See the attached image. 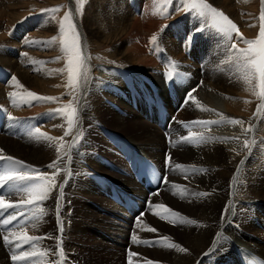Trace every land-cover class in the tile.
<instances>
[{
    "label": "rangeland",
    "instance_id": "374dc122",
    "mask_svg": "<svg viewBox=\"0 0 264 264\" xmlns=\"http://www.w3.org/2000/svg\"><path fill=\"white\" fill-rule=\"evenodd\" d=\"M151 1L152 2L150 3L149 8L145 7V4L147 2L144 1L143 2L144 5L142 4L141 8L139 9L137 7L136 0H84L82 15H76L75 14L76 0H0V55L5 56V53H6L8 60H10V63H13L15 65L17 64L16 68H19L22 70V71L19 70L16 73V71H14L13 68L9 70L8 68L5 67V65L0 63V83H1V88H2L0 89V92H2V94L4 95H9L10 92L15 91L17 92V95H24L25 93L24 90H27L39 96L59 98L58 102L56 103L45 102L46 104L43 105V110L51 109L52 110L51 112H54L55 109L62 108L65 105H68L69 102L71 101L73 103L74 101L73 97H75L74 104L76 108L78 109V103L80 104V107L82 106V109L78 111L80 118H79V123L77 124V127L75 128L76 130H75V135H74L75 137L77 132L82 131V137L80 138L79 142L75 144L74 146L75 150H73L74 152L72 151L73 154L78 155L79 159L78 157H77V160L73 158L69 159V162H68L69 164L67 166L70 168L68 169V172L66 174V180H65L66 182L62 184L60 191H59V186L56 187V189L58 188V192L60 193V195L62 194V190L69 191L71 189L70 194H72V196L68 197V199L66 200H63L62 201L63 205L69 201H73L74 205H76L72 210L73 211L72 214L67 211V214L63 215V217L68 218L65 222H62L61 220H59V223L62 224V228L65 227L66 232H68L67 234L68 237L66 238L67 239L66 241H70L69 245H73L76 248V249H71L70 247H68V244L64 245V248L66 249L65 251L69 256L68 264H129V258L127 256L129 252L137 254L132 257V262L140 263L141 257L144 258L145 253L137 250V248H133V247L139 246V243H136L133 241L132 239L133 235L136 236L137 240H140L142 238L149 239V238H152V236L156 238H160L161 236H163L164 238L165 237L164 235H166L165 231L161 230V227L155 226L154 225L155 223H153L152 221L148 222L149 220L148 216H146L145 218L146 221L145 223H143V227H142V231H144L145 233L142 234L141 232H137L135 222H130L129 229L120 230L119 223H121L123 220L121 213H120L121 211L119 212L118 210H112L111 208H108L107 206L100 205V202L98 201V199L93 200L89 198V196L91 197L93 195L97 197H101V198L103 197L102 200L106 199V202L109 204V201L107 198V191L114 192L115 183L113 185L111 183L110 185L109 182L104 180L105 178L103 177L101 178L102 182L100 185V183H97L96 180H98L101 177L100 175L103 172H104L103 173L104 175L112 179L116 178V179L125 180L129 175V170H128L129 158H126L127 155L125 154L128 149L127 144L132 143L130 142V140L137 142L139 137H138V127L130 126L133 128L132 130L129 127H127L128 125L125 124L122 127V129L126 127V130H129V133L128 132L126 133L125 131L118 128L119 122L110 118V116H107L104 112L97 114L99 116H97L96 118H93L92 120H90V118H84L85 116H83V112H82L83 108L88 106L90 103L95 102L97 105L99 104L100 107L109 105L110 106L109 109L114 113L112 116L113 118H114V115L115 116L117 115L120 117H123V116L126 117L127 114H130V113L135 114V112L133 111L134 108L128 107L131 105L130 102L133 104V106H138L141 109L142 105H146L148 104V102H150L154 106V102L156 101L157 97H159V95H170L171 96V94L173 95L176 94L177 97L182 96L180 97L181 105L184 106L188 102L187 101L188 95L189 94L192 95L193 93L198 91V89L202 86L203 84L202 78L197 79L193 77L191 72L186 73V71L182 69L183 68L182 66L177 65L178 63L174 64L176 63V61H174L172 58L171 59L174 62L173 64H174L176 73L170 84L164 80L163 76L160 73L155 74L154 71H153V78L155 77V80L153 78L142 77L140 76V73L137 75L136 73L137 71H131L130 66H126L127 69L114 68L116 65H121L120 63L121 57L118 54L119 52H121L122 48L123 49L128 48L132 50V44L129 42V40H127L129 38H126L124 35H123L124 38L122 39L119 38L120 34L126 28L124 27L125 26L124 24H126V20L128 19L134 20L136 16L138 15L141 16L142 20L148 19V17L150 16L149 10L150 8H152V6H154L156 9L158 7H161V5L158 3V0H151ZM228 1H231L234 6L236 3H238V0H236V2H234V0H228ZM250 1L251 3L249 1L247 2L250 3L251 6H247V7H244L240 3L237 4L238 12L236 9L234 10V12H236L237 17L239 16V18H236L230 13L229 10H226V8L223 7L224 8L223 10L218 9V7H216L217 5L213 6L214 3L211 4L210 0H207L209 4H211L213 7L217 8L218 10L222 11L224 14L226 11L227 13L225 15H227L228 17L230 16L233 17V18L230 17V19H232V21L237 25L239 32L243 36V38L255 39L259 32V19L258 18L261 13L262 3H261V0H250ZM59 6H63V7L61 8L60 12L56 14L55 20H51L47 16V14H43L41 12L42 9L55 8ZM175 8H176V3H175V0H173L172 4L167 9L170 18L162 19L159 17L160 22H162L161 29H163V31H161L160 29V31H157L158 34L155 33L156 35H158L157 36L158 39L155 44L150 43L149 39L143 38L144 39L143 41L142 36L141 35L140 37L138 36L139 42L140 41L141 43L143 42L142 44L145 50L146 58L147 59L152 58L155 63L157 62V60L159 61V59L160 61H162V63L157 62L156 64L157 69L159 68L158 66H160L158 71L163 69L161 68L162 67L161 64L165 66L167 63V60L165 58H162V59L160 57L157 58L158 56H160L159 54L163 52V55L167 57L168 56L167 53H169V51L171 53V50H173L174 48L173 45L175 43V38H173L172 35L178 34L179 36H182L179 42L183 43L186 40L185 38L188 36V33L192 32L193 31L192 29H195L198 27V22H194V20L192 19L191 13H185L183 11H175ZM69 10H72L74 13L73 21L76 25L77 31L80 34V43H81L83 53L87 57H90V59L87 60V64H86L87 80L79 88L78 92L73 91L71 88L67 86V74L66 73L62 74L57 71L65 67L66 59L62 58L58 62H53V61H57L58 57L62 56L61 52L59 51L58 44L44 45V46H41L40 44L29 45L30 49L27 51H25V48H24V47H27V43H24V41L26 40L25 38H28V36H31L30 40H35V41H50L52 37L58 36L59 21L62 19L64 13ZM27 15L32 17L31 18L32 23L28 24V27L30 28H24L23 26L20 28H17L16 30L18 32L16 33V35L14 31L13 35L11 36L12 32H9V31L12 30V27L15 24H17L16 22L20 21ZM124 17L125 19L123 21L122 19ZM92 18L95 22V26H97V28L100 31H102V34H104V38L96 39L95 36H93L92 29H90L89 31L87 26L90 25L89 22L92 21ZM234 18H236V20ZM116 20L118 24H116ZM191 23H193V25ZM165 25H167V27H165ZM250 25H255V26H250ZM162 35H166V36L162 37ZM183 36L184 37L186 36V37L184 38ZM201 36H202L201 41H199L198 43H195V45L199 47L196 50H193L192 48L193 43H192L191 49L189 50V53L187 56H190L191 52L193 51H195L198 56L204 53H207L210 58H213V59L215 58L214 59L215 63H213L215 65L211 66L212 68L208 67L209 69L208 70L206 69V74L208 71V74H211V75L213 74L215 76L216 70H219V73L217 74L221 75V77H219L220 80H222L224 83L232 82L234 89L236 88V91H237L236 95H239L240 100L243 103H245V101H248V98L250 99V96H251L250 102L245 103L247 107L246 114H245V108H242V112L240 115L241 117L234 118V119L242 120L245 123H248L247 127L252 129L251 136H249L247 132H244L245 134L247 133L246 135H248L246 140L255 141L254 144H250L251 150L249 151L248 149L247 150L248 152H246L247 153L246 157L250 158V160L247 159L249 161L247 164L250 163L249 167L254 166L253 167V170H254L253 177L250 178L249 180L251 181L252 184H256V188L253 190V192L257 193V196H258L257 199H261V198L264 199V173H263L264 172V162L263 161H262V164H259L261 169L256 170V165L258 161L260 160L259 159L260 156H259V153H257L256 147L262 144V143L258 144V140L264 141V138H260L257 140V136L254 135L257 132L256 131L257 128L259 127L260 119L262 120L263 118L262 115L264 112L259 113V114L257 113V106L261 103V101L258 100L257 97L252 95L251 93L247 95L244 94V89L246 86L243 85V88H242V84H239V83H243V82L237 79V75L234 74L233 69L228 64L225 63V60L227 59V55H225L226 52L224 50V46L225 45L227 46V43L225 42V40L219 37V35L216 34L215 32L205 31V32L200 33V31H197L195 33V36L192 38V42H195L194 40H196L197 37L199 38ZM210 38H214L217 41L214 42ZM166 39H169L172 41L166 43L165 42ZM146 40L147 41L149 40V41L147 42ZM162 42L164 43L162 44ZM134 43L136 42L134 41ZM214 44H216V47L214 46ZM158 46L160 49L163 46V48L161 49L162 51L160 50L159 52L157 51ZM238 47L243 48L245 47V45L239 44ZM164 48L166 50H164ZM202 48L205 52L202 51ZM222 48L224 52L220 50ZM156 51L158 52L157 55H156ZM183 53L185 54L184 49H183ZM154 54L156 57H154ZM117 57L120 59H118ZM190 59L191 61L195 60L193 56L192 58L190 57ZM185 60L189 61L187 59ZM199 64L201 66L200 62ZM202 70L203 68L201 69V73H199L200 74L199 76H203L204 72H202ZM24 71L29 72V77H26V75L23 73ZM107 71L111 72V74H117V75H114L113 77L118 79L119 82H122L124 85V88L121 85H120L121 88H119L118 86H114V85L110 87H106L103 84H100L99 81L104 82L101 80H102V77L106 76L105 72ZM195 71L196 69H194L193 72ZM13 76L19 81V83L24 88L22 87L20 89H17L14 86H12L13 84H12L11 77ZM100 77H101V80L99 79ZM127 80L129 82H127ZM135 80L141 84L140 87L143 86V88L148 90L152 95L150 94L149 95H134L136 92L133 93L132 91L127 90V87L129 86V84L130 86L128 88H132ZM189 83L192 85V87L190 88H188ZM57 85L59 86L57 87ZM136 85L137 84L135 83V86ZM22 89L23 91L21 92ZM207 89L208 88L204 89L202 93L203 94L208 93L207 95H211V99L214 100L215 104L216 105L219 104L218 106L221 107V109H224V103H223L222 96L216 93L212 94L211 90L210 89L207 90ZM17 90L20 92H18ZM209 90L210 92H208ZM128 92H129V95H128ZM105 95H109V96L105 97ZM110 95H112V97H114L115 99L122 100V101H120L119 103H112L111 101H108V98L110 97ZM116 95H119L120 97H122V99L117 98ZM140 97H143V99H140ZM61 102H66V104H64L61 107L60 105ZM172 109L174 108L172 107ZM158 110L157 111L161 113L162 108L160 107V105L158 107ZM182 110L183 109H180L176 114L167 113L169 119H171L172 121L173 120L175 121L173 124H170V128L168 131L169 132L168 137L166 139H161L165 142L166 144L165 146L167 149L164 157L162 155L161 159H162V163L165 169V174L170 176V178H174V174H176L174 172L175 165L177 164L181 165V163L177 162V160L179 161V159L178 157L176 158L175 154L168 153L169 150L179 148V147L183 149L190 147L192 144V141L184 139L185 137H188V136H185L184 138L179 139V140H177V138L186 133L190 134L188 132H190L197 125L196 123H194L196 121L194 122H191L189 120L178 121V119H183V118L194 119L192 116H189V115L188 117H184L186 114H189L188 112L186 113V111L183 112L184 116H180V113ZM9 115L10 114L5 113L3 108L0 106V132L1 134L7 137L14 138L13 141H16L17 138L20 139V137L23 140H25L24 138H26L27 132L29 131L27 123H25L24 120H21V119L19 120V118H16L14 120H9L7 118ZM151 122H152V119H151ZM83 125L87 127L86 131L82 128ZM212 126H209V127L203 126V128L209 131H212V128H211ZM239 126L241 125L233 126L231 124L222 122L219 124L218 127L219 129H221V131L232 133L234 132V131H231L233 127L237 128ZM156 129H157L156 130L157 134L159 132L163 133L162 130L158 128ZM73 133L74 132L72 131L71 135ZM108 135H112L113 137H107ZM22 139L20 140L24 142ZM29 139H32V141L34 142L32 147L38 148L36 143H39V142L34 140L32 136H29ZM198 139L199 138L197 136L196 140ZM205 139H208V138H205ZM228 140H230L229 142L233 144L239 143L241 141L240 138L235 139V140L233 139H228ZM70 141H71L70 144H72L73 139L71 138ZM222 142L225 144L227 141H222ZM197 143L198 141L195 143V145ZM68 144H67L66 151H68ZM9 146H11L10 147L11 149L14 148L12 144H10ZM27 148H29V146ZM72 148L73 147H71L68 152H70ZM110 148L111 149L113 148L112 149L113 152L112 151L110 152ZM203 148L204 146H199L198 148L193 149L194 150L193 152L186 153L187 155H191L190 157L191 160H187V163L189 165H200V164H195V162L199 161L200 159V156L195 157V155L201 154ZM11 149H8V151H10ZM52 150L56 151V148ZM218 154H219V159L221 163L228 162V160L225 158L221 150H218ZM168 156L171 157V161L169 164H166V158ZM94 160H96L97 162ZM263 160H264V157H263ZM71 161L72 163L75 164V166H77V169L79 168L81 170V173L79 174L77 173V176L76 175L73 176V177H80L78 178L79 181H77L78 179L76 180V182L74 181L75 183L74 182L70 183V180L72 179L71 177L73 174V172L71 171L73 169L76 170V167L72 168V163L70 164ZM105 162H110L111 164L105 163ZM92 163H95L96 165L98 163V166H100L99 169L98 167H96L97 169H95V171L98 174V175L97 174L95 175L100 176V177L94 176V173L90 166V164ZM112 164L115 165L116 167H114ZM171 165H173V169L171 168ZM106 168H108V171H111V173H109ZM100 169L104 171L102 172L100 171ZM193 169L196 170L198 174L199 173L201 174L198 176L196 175L197 177L199 176L208 177L209 176L208 174L209 169L206 167H193ZM232 169L233 168H229L228 171L231 172ZM238 169L239 168H237L234 171V173H231L232 174L231 176L229 175V177L231 178H229L228 176H225L223 182L220 179H218L219 187L223 188L221 192H219L218 190H215L216 183H215V180H213L214 177H212L210 180L211 184L214 182L211 185L212 187L211 186L208 187L212 189L210 196L213 195L215 199H217V197L220 196L221 200L219 201V204L222 203L221 205L224 206L220 212L221 216L219 215L220 221L224 219L225 215L230 213V210L235 211L234 201L229 191H231L232 187L235 188L237 183H239V178H240L241 173H240V169L239 171H237ZM177 170H176L177 174L175 175V177L178 182L182 180L183 181L182 185L184 186L185 183H184V180L182 179L183 176L184 175L190 176L193 172L192 170L186 171L185 173L183 172L184 173L183 175L180 169H177ZM160 171L161 173H163L162 169H160ZM171 172H174V173H171ZM40 174H42V172ZM118 175L121 178H119ZM57 176H60V175H57ZM227 178H229V180H227ZM87 185L88 187L92 186V189H93L92 195L88 193V191L90 190L85 191V189H83L84 188L83 186H87ZM178 187H180V189L182 188L181 185H179ZM246 187H249V182L246 184ZM167 190L168 189L164 187L163 189L160 188L159 192L160 191L163 192V197L168 198V201H165V199L163 200L159 199L155 201V204H151L152 206H155L158 204V205H161L162 207L154 209L155 207L150 208L148 204V208H149L148 211L152 209L155 210L152 213V215L155 216L156 222H159V223H161L162 220L158 219L160 218V216L157 214H160L161 211H163V209L165 210V209L175 208L172 205L174 201L170 200L172 199V196H170V198L167 196L168 195ZM3 191H4L3 189H0V192H3ZM204 193L208 194L207 191H205ZM16 195L17 194L9 196L8 194H5V200L6 201L11 200L15 198ZM84 196L85 198H83ZM203 198H202V202L204 201L203 206L205 207L206 204H210L209 202L210 198H209V195L203 196ZM205 198L206 199L209 198V201H207ZM85 199H88V200H85ZM13 202H17V203H12L14 205L20 203V199L18 195H17V198L13 199ZM179 205H182V203H179ZM32 207L33 206L31 205H26L24 207L23 215L18 216L17 220H14V221H17L19 226L17 228H12V229L9 228L8 227L9 224L14 222L12 221L8 225H6L7 230L14 231V230H21L22 228L23 231H26V228L21 227V225L23 222H30L31 218H32V222L35 221L33 219V216L31 218H28ZM219 209L216 210V213L219 212ZM224 210L225 212L227 211L226 214L224 213ZM13 211H16V209L9 208L7 211H4L2 215H0L2 217V220L4 219L3 218L4 214L8 212L7 214L8 216L9 213ZM141 211L142 212L139 211L137 213V216H135V218L139 216L144 217V215H146V212H145L146 209L145 211L144 209ZM99 215H101L100 218H98ZM118 217L120 219H118ZM105 218L109 220H106ZM101 219L103 221H101ZM253 219L254 220L258 219L259 224H261V222L264 221V216L262 213L260 214L257 213L254 215ZM110 220H113L115 222V225L118 228L119 232H125L124 236L118 237V239L121 241L120 243L117 244V247L115 246V242H110L111 236H109V234H105V233H108L109 230H111L112 222H110ZM41 221L45 222L43 221V216L38 222H41ZM56 221L58 225V218L57 220H55L53 214L48 215V220H46V222H48L49 227H47V231L50 232L51 234L53 233V235L55 232L52 231L53 230L52 227L54 224L56 226ZM163 221L165 222L167 220L164 219ZM249 223H251V221ZM249 223H247L248 228H245L246 231L235 229V232L238 234H242L245 237H249L250 235H255L252 233L256 232L257 235L255 236L258 239L257 243L260 244V241L262 240L263 241L262 245H263L264 244L263 227H260L257 225L258 227L254 229L250 227ZM104 225H106L108 228H106ZM149 228H154L156 229V231L155 232L148 231L147 229ZM184 231H186L185 233H187L188 236H190L191 232H189L188 229H185ZM53 235L50 239L51 242L53 241ZM63 235H66V234H63ZM155 241H159V243L156 244L155 246H148L145 243H143V242H155ZM104 242L108 243L111 247H114L108 250L109 253L105 251L104 250L105 248L102 246ZM140 242H142V246L140 248H148V249H152L162 244L163 246L161 249H159L158 252L166 251L165 257H164L165 260H167L168 257L170 258L171 253L174 251L173 248H170L166 244L162 243L160 239L153 238L152 240H143ZM177 242L179 243V245H182V242L180 240H177ZM1 244H2V241H0V250H1ZM54 246H55V242H54ZM235 248H237V246H235ZM25 249L31 250V248H29L28 245H24L23 249L13 248L11 250L10 248H6L3 246L4 251L0 257L3 264H10V262L11 264H14L12 260V255L14 253L21 252ZM37 250L41 251L40 249H37ZM71 251H72V254H71ZM148 254L149 255H146L144 259L147 261H152L155 253L153 254L152 252L151 253L149 252ZM109 255L112 259V261L110 260V262H109ZM33 260L35 261V264H38L39 261L42 260V258L37 256V257H34ZM236 262H237V258H236ZM24 263H25L24 261L16 262V264H24ZM141 264H149V263H141ZM214 264H217V263H214Z\"/></svg>",
    "mask_w": 264,
    "mask_h": 264
},
{
    "label": "bare ground",
    "instance_id": "6f19581e",
    "mask_svg": "<svg viewBox=\"0 0 264 264\" xmlns=\"http://www.w3.org/2000/svg\"><path fill=\"white\" fill-rule=\"evenodd\" d=\"M144 1L147 2L145 4V7L146 8L150 7V3L152 2L151 0H136L137 7L139 9L141 8L142 4L144 5V3H143ZM247 1H249L251 3L250 0H238V3L242 4L244 7L251 6L250 3H248ZM210 2H211V4L214 3L213 6L217 5L216 7H218V9L223 10L224 8H226V10H229L230 13L234 17L239 18V16L237 17L236 12H234L235 9L237 10V4L238 3H236L234 6L232 4V2L228 1V0H226V1H224V0L223 1L222 0H210ZM234 2H236V0H234ZM155 10H156V8L154 6H152V8H150V10H149L150 16L146 20H142L141 16L138 15V16H136V18L134 20L128 19V20H126V24L123 23L125 25L124 27H126V28L120 34L119 38H121V39L124 38L123 35L126 38H129L127 40H129V42L132 44V50H130L128 48H124V49L122 48L121 52H119V54H118L121 57V61L119 60L121 65H116L114 68L127 69L126 66H130L131 71H137L136 72L137 75L140 73V76L145 77V78H153V71L155 74H157L160 66H158L159 68L157 69L156 64H157V62L162 63V61H160V59H159V61L157 60V62L155 63L152 58L147 59L145 56V50H144L143 44H142L143 42L142 43H141V41L139 42L140 35L142 36V39L145 38V39L150 40V38L153 35H156L155 33H157V31H160V29L162 28L161 27L162 22H160L159 16L153 14L155 12ZM237 12H238V10H237ZM226 13L227 12L225 11V14ZM87 15H88V13H87ZM231 18H233V17H231ZM236 18H234V19L236 20ZM124 19H125V17L122 20L124 21ZM89 23H90V25H88L87 27H88L89 31H90V29H92L93 36H95L96 39L104 38V34H102V31H100L97 28V26H95V22H94L93 18H92V21H90ZM116 24H118L117 20H116ZM191 24L193 25V23H191ZM200 33H201V31H200ZM156 36H158V35H156ZM164 36H166V35H162V37H164ZM30 37L31 36H28L27 39H30ZM172 37L175 38V43L173 45L174 48H173V50H171V53L169 51L170 54L166 52L167 55L169 57H171L174 61H176V64L178 63L177 65L182 66L183 67L182 69L185 70L186 73L191 72L194 78H197V79L202 78L203 79L202 86L198 89V91H196L195 93H193L191 95L194 98L195 102H193V100L189 99L190 101L187 100L188 102L184 106H182L181 105V99H180V97H182V96L177 97L176 94L171 95V96L170 95H159V97H157L156 101L154 102V106H153V104L148 102V104L142 105L141 109L138 106H133V104L130 102L131 105L128 107L134 108L133 111L135 112L137 117L135 116L134 113H130V114H127L126 117H124V116L120 117V116L114 115V118H113L112 116L114 113L109 109L110 108L109 105L100 107V105L99 104L97 105L95 102L90 103L88 106L83 108L82 112H83V116H85L84 118H90V120H92L93 118H96L97 116H99L97 114L104 112L107 116H110V118L119 122L118 128L125 131L126 133L127 132L129 133V130H126V127L122 129V127L125 124L128 125L127 127H129L132 130H133L132 127H138V137L140 138V139L138 138L137 142L130 140V142H132V143H129V144L133 146V152L131 153L130 162L128 161L129 162L128 163L129 175L125 180L116 179V178L112 179L110 177H107L106 175L103 174L104 170L102 171L101 169H100V171L103 172L100 175L101 177L97 176L98 174L95 171V169H97L96 167H98V169H99L100 166H98V163H97V165L95 163L90 164L92 171L94 173V176L100 177L98 180H96L97 183H100V185H101V182H102L101 178L104 177L105 178L104 180L108 181L110 185H111V183L112 184L115 183L114 186L116 188H115L114 192L107 191V198H108L109 204L106 202V199L102 200L103 197L101 198V197H97V196L93 195L91 197L89 196V198L93 199V200L98 199V201L100 202V205L107 206L108 208H111L112 210H118L119 212L121 211L120 213H121L123 220L121 223H119L120 230L129 229L130 228V222H135L137 232H141L143 234V233H145L144 231H142L143 223H145V221H146L145 218H146V216H148L149 217L148 222L152 221L153 223H155L154 224L155 226L161 227V230L165 231V233H166V235H164V236L168 238L167 240H164L163 236H161L160 238H156V237L152 236V238H149V239L142 238L138 241L152 240L153 238L154 239H160L161 242L166 244V245L175 244V245H178L180 248L185 249V251L181 252L177 248H173L174 251L171 253V257L170 258L168 257V259L165 260L164 257H165L166 251L158 252L159 249L162 248V246H163L162 244L157 246V247H154L152 249H148V248H140L142 246V242H140L138 247H133V248H137V250L145 253L144 258L146 257V255H149L148 254L149 252L150 253L152 252L153 254L155 253L154 258L152 259V261H147L141 257L140 263H135V262L131 261V264H141V263H149V262H150V264H214V263H217V264H221V263L222 264H236V263L242 264L238 255H237V250L239 248L249 249L251 251L256 252L257 254H259L261 257L264 258V244L262 245V243H263L262 240L260 241V244L257 243L258 239L255 236V235H257L256 232L252 233L255 235H250L249 237H245L242 234H238L235 232V229L246 231L245 228H248L247 223H249L250 221H251V223H249L250 227L255 229L256 227L260 226V227H263V231H264V221L261 222V224H259L258 219H255V220L253 219L254 215L257 213L258 214L262 213L264 216V199L263 198L257 199V197H258L257 193L253 192V190L256 188V184H252L251 181L249 180L250 178L253 177V174H254L253 167L254 166L249 167L250 163L247 164L249 162L247 159L250 160V158L246 157V155H247L246 152H248L247 151L248 149L243 147L244 141L247 139L248 135L251 136V131L247 132L248 135H246L247 133L246 134L244 133L245 132L244 129H248V127H247L248 123L244 122L243 126H239L237 128L233 127V129L231 131H234V132H232V133H227L226 131H221V129H219V127H218L219 124L213 125V126L211 125L212 131L204 129L203 128L204 125L202 126L200 124H197L188 133H190V134L195 133V134H197L198 138L200 136H202V137L208 138L209 140L204 138V140L201 141L200 139H198V140H195L196 142L198 141V143L196 145H195L196 142L192 141L191 146L188 148L183 149V148L179 147V148L169 150V152H168L169 154L172 153V154L176 155V158L178 157L179 161L177 160V162H180L181 165L183 166L180 169L182 171V173L183 172L185 173L186 171H190V170H192V172H193L190 176H185L183 173L184 176L182 179L184 180V183H185L184 186L182 185L183 181L181 180L178 182L176 177H175V175L177 174V171H178L177 169L174 170V172L176 173V174H174V178H170V176H168L166 174L167 183H162L160 181L159 185L157 187H154V188H146L144 186L145 181H142L140 183L135 176V169L133 168V165H132V158H133L134 153H136V152L141 153L143 156L150 159L153 163L157 164L158 167L160 169H162L163 174H165V169H164L161 157H162V155L164 157L167 149L165 146L166 145L165 142L161 139H166L168 137V135H169L168 131L170 128V124H173L175 121V120L172 121L171 119H169L167 113L176 114L180 109H183L180 113V116H184L183 112L186 111V113L188 112L189 114H186L184 117H188V115H189V116H192L194 119L183 118V119H178V121L189 120L191 122H194V121H220V116L217 115V113L222 114L223 117H225L227 119L239 118V117H241L240 115L242 112V108H245V114L247 111L246 104L240 100L239 95H236L237 91H236V88L234 89V87L232 85L233 83L232 82L224 83L222 80H220L219 77H221V75L217 74V73H219V70H216L215 76L213 74L212 75L208 74V71H207V74L209 76L206 74V69L208 70L209 69L208 67L215 65V64H213V63H215V60H214L215 58L214 59L210 58L207 53H204V54L198 56L195 51L191 52L190 56H187L189 53V50L191 49L192 43H193V47H192L193 50H196L199 47V46H196L195 43H198L199 41H201L202 36L199 38L197 37V39L194 40L195 42H191L190 46H186L185 41L183 42V40H182L183 43L179 42L181 40L182 36H179L178 34H174V35H172ZM219 37H221V36H219ZM221 38H223V37H221ZM210 39H212L214 42L217 41L214 38H210ZM134 41L136 43H134ZM143 41H144V39H143ZM171 41L172 40L166 39L165 42L168 43ZM225 42L227 43V41H225ZM16 43H15V45H16ZM24 43H26V40L24 41ZM163 43L164 42H162V44ZM200 44H201V42H200ZM214 46L216 47V44H214ZM24 48H25V51L30 49L28 44H27V47H24ZM162 48H163V46L161 47V49ZM157 49H158L157 50L158 52H159V50L162 51L159 48V46ZM183 49H184L185 54L183 53ZM164 50H166V49L164 48ZM220 50H222L223 52L225 50L226 54L225 53L224 54L227 55V46L226 45L224 46V50H223V48ZM10 51H11V49H10ZM157 51H156V55L158 53ZM202 51H204L203 48H202ZM159 55L160 56H158L157 58L160 57L162 59V58L166 57L165 55H163V52H161ZM192 56L195 59L194 61H191V59H190V57L192 58ZM154 57H156L155 54H154ZM188 57H189V59H188ZM11 59H12V57H11ZM118 59H120V58H118ZM185 59H187L189 61H186ZM199 62L201 63L202 67L200 66ZM0 63L5 65V67L8 68L9 70L11 68H13V70L16 71V73L19 70H21L19 68H16L17 64L15 65L13 63H10V60H8L6 53H5V56L0 55ZM161 66H162L161 68H163L164 65L161 64ZM202 68H203L202 72H204V74H203V76H199L200 75L199 73H201ZM194 69H196L195 72H193ZM116 72H117V70H116ZM23 73L26 75V77H29L28 71H24ZM105 73H106V76L102 77V80H101V77L99 78L101 81H104V82L99 81L100 84H103L106 87H110V86L114 85V86H118L119 88H121V86L124 88L123 83L119 82L118 79L113 77L114 75H117V74H111V72H108V71ZM153 79L155 80V77ZM156 81H158V80H156ZM127 82H129V81L127 80ZM130 83H132V82H130ZM135 83L137 84L136 86H135ZM239 84H242V88H243L244 83H239ZM129 86H130V84H129ZM140 86H141V84L135 80L132 88L127 87V90H130L133 93L136 92L134 95H149V94L152 95L148 90L144 89L143 86L142 87H140ZM7 87H9V86H7ZM190 87H192V85L189 83L188 88H190ZM206 88L210 89L212 94L216 93V94L222 96L223 103H224V109H221V107L218 106L219 104H217V105L215 104L214 100L211 99V95H207L208 93L207 94L202 93L203 90ZM0 89H2L1 83H0ZM210 90L208 92H210ZM11 91H12V89H11ZM22 91H23V89L21 90V92ZM18 92H20V91H18ZM250 93L251 92L246 91L244 89V94L247 95ZM1 94H2V92H0V106L3 108L5 113L10 114L15 119L19 118V120L20 119L24 120L25 123H27L29 131L27 132L26 138H24L25 140H23L20 137V139H22L24 142H22L19 138H17L16 141H13L14 138L7 137V136L1 134V132H0V150H2V152H0V154H2L4 156L12 157L15 160H19L26 165H29V166L36 168V169H39L40 173L42 172V174H47L48 176H51L53 174L54 170L49 168L48 165L57 159V152L52 150V149L56 148V145L50 146L47 142L41 141L39 143H36L38 148H34V147H32L34 142L32 141V139H29V136H31V133H33L35 131V129L38 128L40 132L46 133L50 137H56V138L63 137V143L65 144L64 150L66 151L67 150V144L69 143L68 145H70V143H71L70 139L71 138L73 139L76 129H73L74 133L72 135L70 134L69 136H64V131L67 128L66 120L59 115H55L54 118H50L49 114L53 113V112H51L52 111L51 109L43 110V105L46 104L45 102L33 101L31 105H29L27 103H20V106L16 107V106H13V104L9 98V95H4V94L1 95ZM128 95H129V92H128ZM21 96H23V95H18V98ZM106 96H109V95H105V97ZM116 97L122 99V97H120L119 95H116ZM140 99H143V97H140ZM250 99H251V96H250ZM250 99L248 98V102H250ZM108 101H111L112 103H119L122 100H117L114 97H112V95H110V97L108 98ZM69 103H72V101ZM73 103H74V101H73ZM64 104H66V102H61L60 103L61 107ZM159 105L162 108L161 113L158 112L159 111L158 110ZM51 107H53V106H51ZM172 107L174 109H172ZM81 109H82V106L80 107V104L78 103V111H80ZM167 109L169 112L167 111ZM202 109H207V110H202ZM174 114H172V115H174ZM173 117H175V116H173ZM262 117H263L262 120L260 119L259 127L256 130L257 132L254 134L255 136H257V140L260 138H264V113H263ZM151 119H152V122H151ZM81 120H82V118H81ZM80 123H82V122H80ZM151 125L162 130L163 133L159 132L157 134L156 133L157 129ZM130 126H132V127H130ZM82 128L85 131L87 130V127L85 125H83ZM186 134L179 136L177 138V140L182 139L185 136H188V137L190 136V134H187V135ZM107 137H113V136L108 135ZM235 137L240 138V140L242 142L240 141L239 143L233 144V143L229 142L230 140L224 139V138L233 139ZM233 140H235V139H233ZM222 141H227V142L224 144ZM124 143H125V141H124ZM10 144H12L14 148L11 149L10 148L11 146H9ZM258 144H261V145H258ZM258 144H256V145H258L256 147V149H257V153H259V156H260L259 159L260 160L258 161V163L256 165V170H260L261 168H260L259 164H262V161L264 162V160H263V157H264V141L258 140ZM28 146H29V148H27ZM199 146H204L201 154L195 155V157L200 156L199 161L195 162V164H200V165H189L187 163V160H191V158H190L191 155H187L186 153L193 152L194 151L193 149H196ZM49 148H51V149H49ZM8 149H11V150L8 151ZM112 149L110 148V152L111 151L113 152ZM191 149H192V151H191ZM73 150H75L74 147L71 149L70 152H68L69 154L67 156L63 157V160L61 161V163L59 165V167L62 170L59 173L60 176L55 177L56 187L59 186V191L62 187V184H64L66 182L65 181L66 180V174L68 172V169L70 168L67 166L69 164L68 163L69 159L73 158V159L77 160L78 155L73 154L72 153ZM127 150H129V148ZM218 150H221V152L224 154L225 158L228 160V162H226L227 164L221 163V161L219 159ZM68 151H69V148H68ZM76 152H78V151H76ZM114 152H115V150H114ZM79 154H80V152H79ZM129 154H130V152H129ZM78 159H79V157H78ZM104 159H106V158H104ZM106 160H108V159H106ZM94 161H96V160H94ZM77 162H79V161H77ZM71 163H72V161L70 162V164ZM105 163H110V162H105ZM254 163H256V162H254ZM113 166L116 167L115 165H113ZM74 167H76V170L73 169L71 171V172H73V174H72V177H71L72 179L70 180V183H73L74 181L76 182V180L78 178H80V177H73L75 175L77 176V173L78 174L81 173V170L79 168L77 169V166H75V164L72 163V168H74ZM193 167H206V168H208L209 169V171H208L209 176L208 177L207 176L197 177L198 175H201V174L200 173L198 174V172H196V170H194ZM130 168L134 172H132ZM171 168L173 169V165H171ZM229 168H233L231 172L228 171ZM237 168L240 169V173H241L240 178H239V183L236 182L237 185L235 186V188L232 187L231 191H229L231 194V197L233 198V201H234L235 211L230 210V213L225 215L224 219L222 221H220L219 220V218L221 216L220 212L224 206L221 205L222 203L219 204V201L221 200L220 196H218L217 199H215V197H213V195L210 196L212 189L208 188V187H210L214 183L213 182L211 184L210 180L212 177H214L213 180H215V183H216L215 190H218L219 192H221V190L223 188L219 187L218 179H220L223 182L224 177L225 176L229 177V175L231 176L232 175L231 173H234V171ZM106 169L108 171V168H106ZM108 172L111 173V171H108ZM114 172H116V171H114ZM174 172H171V173H174ZM95 174H97V175H95ZM111 177H113V176H111ZM119 178H121V177L119 176ZM229 178H231V177H229ZM229 178H227V180H229ZM77 181H79V179ZM248 182H249V187H246V184ZM179 185L182 186L181 189H180V187H178ZM68 186H70V185H68ZM174 186H176V187H174ZM83 187H84L83 189H85V191L90 190V191H88V193H90L92 195V193H93L92 186L88 187V185H87V186H83ZM164 187H166L168 189L167 190L168 191L167 196L169 198H170V196H172V199H170V200L174 201L172 203V205L175 208L170 209V210L172 212L179 213L181 217L186 218L187 221H191L194 223H185V222L172 223L170 221L175 220V217H171L170 214L168 212H166L164 209H163V211H161L159 216L160 215L167 216L168 219H165L167 221L164 222L163 221L164 219H161L163 223L162 222L161 223L156 222L155 216L152 215V213L155 211L154 209H156V208L148 211L149 210L148 204H155V201L159 200V199H162V200L165 199V201H168V198L163 197V192H161V191L159 192V189L160 188L163 189ZM205 191L208 192L210 201H209V198L208 199L205 198V199L207 201H209L210 204H206V206L204 207L203 206L204 201L202 202L203 196H198V195H194V194L204 193ZM70 192H71V189L69 191H63L62 190V194L60 195V193L58 192V188L53 189L51 191V193L49 194L48 198L46 200L40 202V207H42L45 210V214L43 215V221H45V222H42V221L38 222L36 220L34 222H32V218H31L32 217V211L30 210V214L28 216V218H31L30 222H23L21 225V227L26 228V232L29 236L46 237L45 239H42V240H39L36 242V249H40L41 251L49 250V254L46 257L42 258V260L39 261L38 264H52L53 261H56L57 264H60V262L57 259V256L54 255V253H56L58 251V249H57V242L58 241L61 244L62 249H63V254H64L63 258H62L63 264H68V260H69V256L65 251L66 249L64 248V245L68 244V247H70L71 249H76L73 245H69L70 241H66L67 240L66 238L68 237V235H67L68 232H66L65 227L62 228L63 229L62 232L59 231V227H58L57 221H56V226L54 224L52 227L53 228L52 231L55 232L53 235V233L51 234L50 232L47 231V227H49V226H48V222H46V220H48L49 214H53L55 220H57V218H58V221L61 220L62 222H65L68 218L63 217V215H66L67 211L71 214L73 213L72 210L76 206V205H74L73 201L66 202L64 205L62 204L63 200H66V199H68V197L72 196V194H70ZM153 193H158V195H153ZM17 195H18L20 201L27 199V197L22 195V194H17ZM17 195L15 198H17ZM125 195L132 197L138 203H140L141 207H140L139 211H141L143 209L145 211V209H146V211H145L146 215H144V217L139 216V217L135 218V216H137V213L139 211L136 212V211L129 210L125 206ZM15 198H13V199H15ZM83 198H85V196ZM13 199L8 200L7 202L17 203V202H13ZM85 200H88V199H85ZM203 200H204V198H203ZM58 201H59V206H57ZM175 203H176V205H175ZM179 203H182V205H179ZM217 208L219 209L218 213H216V210H218ZM226 212L224 210L225 214H226ZM57 213L59 215H57ZM7 214H8V212L3 215V218H5L7 216ZM222 216H223V214H222ZM100 217H101V215L98 216V218H100ZM118 219H120V218L118 217ZM158 219H160V218H158ZM106 220H109V219H106ZM0 221H2L1 216H0ZM101 221H103V220L101 219ZM110 222H112L111 230H109V232L105 233V234H109V236H111L110 242H115V246L117 247V244L120 243V241H121L118 239V237L124 236L125 232H119L118 228L115 225V222L113 220H110ZM59 224H61V223H59ZM18 226L19 225H18L17 221H14L11 224H9L8 227L12 229V228H17ZM104 226L106 228H108L106 225H104ZM184 228L188 229V231L191 232L190 236H188V234L185 233L186 231H184L185 230ZM11 231L12 230H7V226L0 225V241H2L1 250H0V257L4 251L3 246L6 248H10V250L15 248L11 245H7L4 243V236L7 235ZM63 234H66V235H63ZM52 235H53V241L51 242L50 239H51ZM177 240H180L182 242V245H179ZM54 242H55V246H54ZM102 246L105 248L104 250L107 251L108 253H109L108 250L114 248V247H111L106 242H104ZM235 246H237V248H235ZM155 250H157V251H155ZM107 252H105V253H107ZM7 253H8V251H7ZM71 254H72V251H71ZM236 258H237V262H236ZM110 260L112 261L110 255H109V262H110ZM169 262H171V263H169ZM0 264H3L1 258H0Z\"/></svg>",
    "mask_w": 264,
    "mask_h": 264
},
{
    "label": "snow or ice",
    "instance_id": "6c2138e0",
    "mask_svg": "<svg viewBox=\"0 0 264 264\" xmlns=\"http://www.w3.org/2000/svg\"><path fill=\"white\" fill-rule=\"evenodd\" d=\"M173 0H158V3L161 7H158L153 13L158 15L160 18H170L168 14V7L172 4ZM176 8L175 11H183L185 13H191L192 19L194 22H198V27L193 29L190 32L185 40V45L190 46L192 38L197 31L201 32H215L219 36L223 37L227 41V59L225 63L228 64L232 69L234 74L237 75V79L241 80L245 87L246 91L251 92L252 95L256 96L261 103L257 106V113L264 112V0H261L262 8L259 16V32L255 39H245L240 34L237 25L222 11L213 7L207 2V0H175ZM84 0H76L75 14L82 15ZM63 6L42 9L43 14L51 20H55L56 14L60 12ZM73 11L69 10L64 13L62 19L59 21V34L58 36L52 37L50 41H35L26 39L28 45L40 44L44 45H59V51L62 56L57 58L58 62L60 59H66V64L63 69L57 70L58 72L67 74V86L73 91L78 92L79 88L87 80V60L90 57H87L82 50L80 43V34L77 31L76 25L73 21ZM255 26V25H250ZM167 27V25H165ZM163 31V29H161ZM157 36L153 35L150 38V43L155 44L157 42ZM239 44L245 45V47H238ZM26 55V54H25ZM173 73L169 72L167 74V79H172ZM12 84L15 88L20 89L23 86L19 81L13 76L11 77ZM59 85H57L58 87ZM9 98L13 106H20V103L32 104L33 101H42L48 103H56L59 98L56 97H45L39 96L33 92L25 90L23 96L18 98L17 92H10ZM188 99L193 100L194 98L189 94ZM75 101V97H73ZM78 103V101H77ZM248 103V101H245ZM207 110V109H202ZM210 111V110H209ZM50 118H54L55 115H59L66 120L67 128L64 131V136H69L73 129L76 128L79 123V112L74 103H69L62 108L55 109L53 113H50ZM220 116V121H196L194 123L211 126L218 125L221 122H225L235 125L243 126L244 121L237 119H227L223 117L222 114L217 113ZM9 120H14L15 118L9 115L7 117ZM245 132L252 131L251 128L244 129ZM31 136L37 142H47L50 146L56 145L57 159L48 165L49 168L53 169V174L48 176L47 174H40V170L33 168L29 165L24 164L19 160H15L12 157L4 156L0 154V189H3V192H0V215L4 211H7L9 208H14L16 211L9 213L2 221L0 225H8L14 220H17L18 216L23 215L24 207L26 205H31L33 208L32 216L33 219L39 221L42 216L45 214V210L40 207V202L46 200L53 189L56 188L55 177L61 172L59 167L64 156H67L69 153L65 151V144L63 143V137L56 138L50 137L46 133H42L39 129H35ZM82 137V131L77 132L76 136L73 138L72 144L68 145V148L74 147L76 143L79 142ZM184 139L195 141L197 139V134L192 133L189 137ZM201 141L204 140L202 136L199 137ZM228 140L229 138H224ZM233 139H239L235 137ZM255 141L245 140L243 147L251 150L250 144H254ZM2 152V150H0ZM171 157L166 158V164H169ZM182 165H175V169H181ZM174 169V170H175ZM239 171V169L237 170ZM162 183H167V178H161ZM176 187V186H174ZM5 194L14 195L22 194L27 197L26 200H21L19 204H12L5 200ZM153 195H158V193H153ZM194 195L206 196L207 193H197ZM59 206V201L57 202ZM149 207L160 208L161 205L152 206L149 204ZM166 212L170 214L171 217H175V220L170 222L172 223H194L187 221L186 218L180 216L179 213L172 212L170 209H165ZM57 215H59L57 213ZM159 215V214H157ZM160 219H168L167 216L160 215ZM59 231L62 232V224H59ZM148 231L155 232L156 229L149 228ZM46 237H37L29 236L26 231L14 230L9 232L4 236V243L11 245L17 249H23L24 245H28L31 250L25 249L21 252L14 253L12 255V260L14 264L18 261H24L25 264H35L33 260L34 257L44 258L49 254V250L39 251L36 249V242ZM134 242L140 243L137 240L136 236L132 237ZM167 240V237L163 238ZM148 246H155L159 241L155 242H143ZM170 248H177L179 251L183 252L185 249L180 248L175 244H168ZM58 251L54 253L57 256L60 264H63V249L59 241L57 242ZM137 255L136 253L129 252V264H131L132 257ZM52 264H57L56 261H53ZM150 264V262H149Z\"/></svg>",
    "mask_w": 264,
    "mask_h": 264
}]
</instances>
